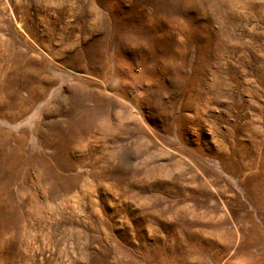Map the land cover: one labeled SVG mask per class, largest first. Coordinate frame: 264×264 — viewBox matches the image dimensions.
Returning <instances> with one entry per match:
<instances>
[{
  "label": "rangeland",
  "instance_id": "374dc122",
  "mask_svg": "<svg viewBox=\"0 0 264 264\" xmlns=\"http://www.w3.org/2000/svg\"><path fill=\"white\" fill-rule=\"evenodd\" d=\"M0 143V264H264V0H0Z\"/></svg>",
  "mask_w": 264,
  "mask_h": 264
},
{
  "label": "bare ground",
  "instance_id": "6f19581e",
  "mask_svg": "<svg viewBox=\"0 0 264 264\" xmlns=\"http://www.w3.org/2000/svg\"><path fill=\"white\" fill-rule=\"evenodd\" d=\"M50 72V71H49ZM26 90L31 98L42 97L52 86L60 83L61 77L53 73H44L40 69L26 72L24 75ZM3 143H0L2 145Z\"/></svg>",
  "mask_w": 264,
  "mask_h": 264
}]
</instances>
